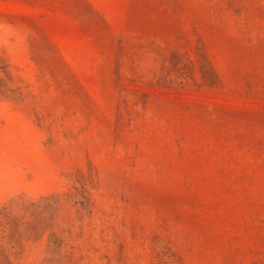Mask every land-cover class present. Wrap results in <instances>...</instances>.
I'll use <instances>...</instances> for the list:
<instances>
[{"label": "rangeland", "instance_id": "374dc122", "mask_svg": "<svg viewBox=\"0 0 264 264\" xmlns=\"http://www.w3.org/2000/svg\"><path fill=\"white\" fill-rule=\"evenodd\" d=\"M0 264H264V0H0Z\"/></svg>", "mask_w": 264, "mask_h": 264}]
</instances>
